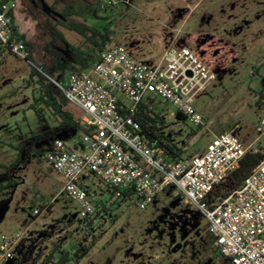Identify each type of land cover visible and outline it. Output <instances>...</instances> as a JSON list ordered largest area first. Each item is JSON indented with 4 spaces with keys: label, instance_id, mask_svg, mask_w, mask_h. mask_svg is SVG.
<instances>
[{
    "label": "rangeland",
    "instance_id": "374dc122",
    "mask_svg": "<svg viewBox=\"0 0 264 264\" xmlns=\"http://www.w3.org/2000/svg\"><path fill=\"white\" fill-rule=\"evenodd\" d=\"M90 1L16 0L17 26L33 45L35 63L47 65L48 49L67 46L51 39L55 30L66 42L89 48L83 36L63 27L65 6L74 11L72 20L106 33L107 44L123 45L149 66L180 27L174 45L192 50L214 77L193 102L201 124L169 101L153 99L159 133L184 156L203 155L215 135L231 132L245 146L256 138L264 116V0H96L88 12ZM31 68L0 49V236L13 239L29 225L4 264H213L207 220L173 186L139 209L134 194L116 197L99 177L83 175L81 187L97 199L95 214L80 216L79 204L63 191V177L42 158L59 119L34 101ZM64 110L83 115L69 103ZM60 135L71 144L81 131ZM255 146L264 147V138Z\"/></svg>",
    "mask_w": 264,
    "mask_h": 264
},
{
    "label": "built area",
    "instance_id": "2783aa9c",
    "mask_svg": "<svg viewBox=\"0 0 264 264\" xmlns=\"http://www.w3.org/2000/svg\"><path fill=\"white\" fill-rule=\"evenodd\" d=\"M17 5L15 0H0V49L28 61L30 50L14 35ZM213 77L189 48L171 44L149 66L123 45L106 44L87 68L67 74L65 87L54 81L67 102L83 112L79 122L88 130L71 144L55 138L42 158L63 177V191L79 204L81 217L95 214L97 199L81 187L83 175L99 177L116 197L134 194L132 203L139 209L173 186L186 204L200 209L215 248L230 264H264V156L238 188L212 197L246 151L258 148L255 145L264 138V116L250 144L223 133L213 137L203 155L178 160H171L164 146L151 144L145 132L157 117L155 97L176 106L189 122L201 124L202 115L193 102ZM41 211L36 208L35 214ZM28 227L13 239L0 236V264L13 257Z\"/></svg>",
    "mask_w": 264,
    "mask_h": 264
},
{
    "label": "trees",
    "instance_id": "16d2710c",
    "mask_svg": "<svg viewBox=\"0 0 264 264\" xmlns=\"http://www.w3.org/2000/svg\"><path fill=\"white\" fill-rule=\"evenodd\" d=\"M94 5V3H86L85 8L88 12H93ZM61 14L62 18L65 20V23L62 24L63 27L68 30L75 31L83 36L84 42L88 43L89 45L87 50L80 48V46H74L66 42L63 36L57 30H55L50 35L51 39L59 38L63 43H66L67 46L63 49H48L47 54L50 58L49 63L47 65H39L35 63L32 56L33 45L26 39V36L23 33L18 31L13 19L14 35L16 39L22 40L31 52L30 58H28V61L32 64L30 77L31 79L35 78L32 83L37 84L36 90L38 94L37 97H33L34 101L44 102L45 105L53 111L54 115L58 117L59 132H72L77 129L83 132L87 131L88 129L79 122V119H76L70 112L64 110V107L68 104V102L65 99L63 91L54 83V81L65 87L67 74L72 71H80L87 68L92 63L91 61L92 58L95 57L94 54H96V51L101 49L109 42V37L106 33L99 34L94 30L93 27L87 25L84 22L82 23L72 20L71 17L74 14V11L70 7L64 8ZM67 48L69 50H67ZM65 52L71 55L72 58L70 60L66 59L64 54ZM78 61H80L79 66L76 65V62ZM155 123H158L159 125L161 124V119L158 116L149 126H145V132L150 137L151 144L164 146L171 160H178L183 157L192 156H184L181 149H178L174 144L166 141L165 138L159 133L158 127L155 126ZM144 125L145 124H143V126ZM48 134H50V132ZM54 139L55 138L53 137L52 141ZM52 141L50 143H52ZM38 155L41 156L40 153ZM263 156V148L261 147H258L256 150L250 149L246 151L240 160L238 168L231 171L223 181L216 185L214 191L212 192V197L224 196L238 188L244 179L249 175L251 170L263 158ZM124 195L126 196L127 194L125 193ZM210 236L211 241H214L211 233ZM84 253L85 252L81 250V253L76 254V257H82ZM212 262L213 264H230L229 258L224 256L216 248H214Z\"/></svg>",
    "mask_w": 264,
    "mask_h": 264
},
{
    "label": "crops",
    "instance_id": "0c3cea01",
    "mask_svg": "<svg viewBox=\"0 0 264 264\" xmlns=\"http://www.w3.org/2000/svg\"><path fill=\"white\" fill-rule=\"evenodd\" d=\"M16 1V0H15ZM55 3L57 2V0L55 1V0H53ZM88 1V0H87ZM39 2V1H38ZM95 2H96V0H91L90 1V3L89 4H91V3H94L95 4ZM39 3H41V2H39ZM88 3V2H87ZM66 7H68V6H65V7H63V9L64 8H66ZM62 9V10H63ZM62 12V11H61ZM14 23H15V25L17 26V22H16V15H15V12H14ZM17 29H18V31L20 32V33H23V31L22 30H19V27L17 26ZM179 29H180V27L177 29V31L172 35V37H171V39H170V41H169V43L167 44V46H169V45H171V44H175L176 43V41H177V38H178V32H179ZM166 46V47H167ZM76 119H78V118H76ZM59 128V127H58ZM56 129V130H52V131H49L50 132V134L48 135V142H49V144H48V151H49V148H50V145H51V141H52V138L54 137V138H60V139H62V137H61V131L59 132V129ZM59 132V133H58ZM50 136V137H49ZM73 140V139H72ZM72 142V141H71Z\"/></svg>",
    "mask_w": 264,
    "mask_h": 264
}]
</instances>
